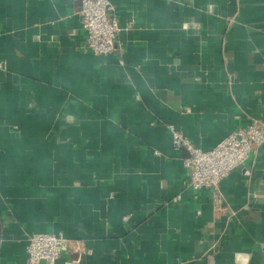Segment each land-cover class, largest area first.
Segmentation results:
<instances>
[{
  "label": "crops",
  "instance_id": "1",
  "mask_svg": "<svg viewBox=\"0 0 264 264\" xmlns=\"http://www.w3.org/2000/svg\"><path fill=\"white\" fill-rule=\"evenodd\" d=\"M115 52L73 0H0V264L32 233L79 264H264V143L214 191L184 149L264 124V0H109ZM233 212V214H232Z\"/></svg>",
  "mask_w": 264,
  "mask_h": 264
},
{
  "label": "built area",
  "instance_id": "2",
  "mask_svg": "<svg viewBox=\"0 0 264 264\" xmlns=\"http://www.w3.org/2000/svg\"><path fill=\"white\" fill-rule=\"evenodd\" d=\"M73 1L79 4V21L85 33L82 50L94 56L112 55L116 51L115 41L120 30L114 6L109 0ZM169 129L172 147L184 149L187 153L183 161L187 188L193 191L212 189L215 193L214 211H224L219 185L264 143V124L254 120L207 151L195 148L186 137ZM26 241L27 264H79L70 257V252L84 249L81 242L68 240L61 234L32 233Z\"/></svg>",
  "mask_w": 264,
  "mask_h": 264
}]
</instances>
